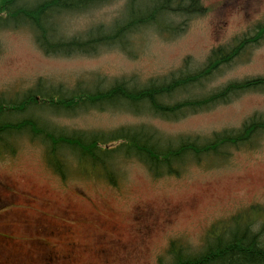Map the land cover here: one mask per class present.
I'll return each instance as SVG.
<instances>
[{
  "label": "rangeland",
  "instance_id": "rangeland-1",
  "mask_svg": "<svg viewBox=\"0 0 264 264\" xmlns=\"http://www.w3.org/2000/svg\"><path fill=\"white\" fill-rule=\"evenodd\" d=\"M39 1L21 0L18 6ZM129 1L64 15L60 31L74 36L96 25L110 28ZM201 2L205 14L192 17L179 34L161 32L157 25L138 29L130 38L129 54L113 46L94 56H47L29 27L11 29V20L10 28L0 23V104L14 106L30 93L67 99L81 89L103 91L118 83L139 90L161 85L201 70L212 50L232 49L264 23V0ZM184 20L172 16L166 23L177 27ZM255 78H264V39L198 83L159 100L168 105L201 100ZM123 102L102 110L54 103L0 112V264H159L160 259L170 264L167 250L174 239L187 248L184 255L193 256L206 251L207 239L213 242L214 224L232 228L230 222L237 219L242 229L255 220L253 232L264 225V130L246 143H227L201 154L190 151L181 160L152 161L156 176L138 157L144 153L128 143L111 144L101 152L109 151L106 165L116 172L114 187L101 175L82 172L80 151L62 146L54 152L56 142H47L37 126L3 129L31 120L51 134L89 139L110 137L121 128H147L157 133L153 143L161 149L180 143L200 149L217 143L219 136H238L253 118L264 120V87L183 117L177 113V119L155 114L148 103L133 108ZM51 150L67 169L65 180L49 164ZM253 205L261 209L246 213Z\"/></svg>",
  "mask_w": 264,
  "mask_h": 264
},
{
  "label": "trees",
  "instance_id": "trees-1",
  "mask_svg": "<svg viewBox=\"0 0 264 264\" xmlns=\"http://www.w3.org/2000/svg\"><path fill=\"white\" fill-rule=\"evenodd\" d=\"M21 0H0V23L4 27L10 28L9 21H13L11 29L29 27L34 33V40L41 51L47 56L71 57L75 55L94 56L102 48L119 46L129 54V44L132 35L142 27L155 26L161 32L172 31L174 35L183 32L188 21L194 16L205 14L207 9L201 0H147L143 5V0H130L127 4L125 14L122 18L116 19L110 28L104 25H96L88 29L83 34L66 36L61 29L60 20L64 15L85 13L91 9L107 5L115 0H42L33 6H18ZM172 16H179L185 19L177 27H173L166 20ZM62 21V20H61ZM165 22V23H162ZM162 23V24H161ZM264 39V23H260L254 36L249 39L246 36L240 38L236 45L229 49L220 46L212 50L205 67L194 74L174 78L161 85L152 83L150 87L144 89H127L125 83H118L106 90L89 91L81 89L67 99L56 98L52 94H28V96L16 105L0 104V112L17 110L27 105H90L102 110L113 104H124L126 101L130 106L148 103L153 112L167 119H177L184 116L186 112L193 110L198 112L207 109L215 103H229L231 95L238 94L246 90H254L264 87V78H255L240 83H232L218 93L212 94L201 100H187L175 105H168L160 97L170 95L178 89L186 88L189 84H196L207 76L211 75L221 65L227 64L239 56L247 45L253 42L259 43ZM41 80L38 81V85ZM126 104V103H125ZM212 104V105H211ZM15 110V109H14ZM180 116L177 117L179 114ZM30 126L36 128L40 134L49 141H55L57 151L59 147H72L78 154L82 164V172L85 174L103 176L112 186L117 185V175L112 166L106 165L110 154L101 152L104 147H111V144L128 143L143 155H137L143 161L149 171L156 176L157 166L152 161H167L172 157L181 160L182 155L194 151L197 153L207 152L216 149L221 145L230 143H246L251 135L257 131L264 130L263 119H251L245 123L243 131L236 137H229L225 134L219 136L217 143H208L197 149L191 144H181L176 148L164 147L157 142L153 143L157 133L150 134L147 128L138 131L134 128H121L116 130V134L102 138L101 136L86 139L83 135H55L43 130L38 125H34L31 120H25L18 124H5L3 129H13L14 127ZM157 138V137H156ZM218 140H220L218 142ZM50 143V142H49ZM194 147V148H193ZM49 153V164L63 178H66L67 169L62 167L56 156ZM181 157V158H180ZM261 209L256 205L251 207L246 213ZM257 221L248 222L245 228L239 229L237 219L230 222L233 227H225L224 223L214 226L211 235H214L213 242L206 246V251L197 255H184L185 246L177 241H172L169 245L168 253L172 257L170 264H264V245L261 237L264 233L262 228L253 232L252 229ZM235 228V230H234ZM238 228V229H237ZM233 229V230H231ZM159 264H165L159 260Z\"/></svg>",
  "mask_w": 264,
  "mask_h": 264
},
{
  "label": "flooded vegetation",
  "instance_id": "flooded-vegetation-1",
  "mask_svg": "<svg viewBox=\"0 0 264 264\" xmlns=\"http://www.w3.org/2000/svg\"><path fill=\"white\" fill-rule=\"evenodd\" d=\"M70 246L73 247V244H71ZM54 247H55V246H54ZM54 247H53V248H54ZM71 257H72V255L70 254V255L68 256V259H71Z\"/></svg>",
  "mask_w": 264,
  "mask_h": 264
}]
</instances>
